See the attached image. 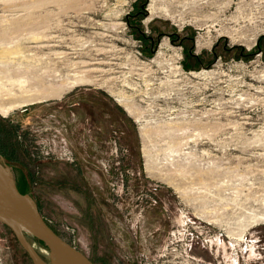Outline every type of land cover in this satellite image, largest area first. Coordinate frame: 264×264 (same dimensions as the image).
Here are the masks:
<instances>
[{
    "label": "rangeland",
    "instance_id": "1",
    "mask_svg": "<svg viewBox=\"0 0 264 264\" xmlns=\"http://www.w3.org/2000/svg\"><path fill=\"white\" fill-rule=\"evenodd\" d=\"M30 15L0 38V67L55 85L73 62L112 67L0 113V159L57 233L98 264H140L191 218L206 224L193 249L206 264H264V0H0V28ZM54 144L72 159L40 156ZM0 264H34L1 220Z\"/></svg>",
    "mask_w": 264,
    "mask_h": 264
},
{
    "label": "bare ground",
    "instance_id": "2",
    "mask_svg": "<svg viewBox=\"0 0 264 264\" xmlns=\"http://www.w3.org/2000/svg\"><path fill=\"white\" fill-rule=\"evenodd\" d=\"M151 8L148 9L150 12L155 13L157 11L155 7ZM10 19L11 18L8 20L2 19V22L5 21V25L0 28L1 39H5L11 32H17L23 28L26 29L27 26L32 23L31 15L26 18ZM198 44L201 45L200 43ZM44 45L45 44L40 45L37 43L31 47L39 48ZM164 45H166V42L162 43V46ZM10 51L11 50L8 46H5L4 48L0 47V58H4ZM34 51L38 50L35 49ZM90 59H92V57H90ZM73 63H78L80 68L74 72L72 79L56 85L51 83L45 84V75L29 71L26 68L21 70L18 68L0 67V113L7 116L12 111L25 104L44 99L59 98L71 87L83 84H97L102 81V78L107 80V78L103 75H105L104 73H109L112 70V67H103V64L105 63L104 61L95 60L93 62L90 60H81ZM106 80H103L102 83L106 84ZM109 90L115 95L119 103L126 109V111L138 120L136 108L134 107V103L130 96L126 95L122 91L116 92L110 87ZM147 172L149 175L160 180L167 179L165 175L159 173L155 170V167L151 165H147ZM244 232L245 230L238 235H235V232H232L230 235L236 236V240L241 241L244 239ZM248 245L249 244H247V247ZM232 262L233 264H239L238 258L232 257Z\"/></svg>",
    "mask_w": 264,
    "mask_h": 264
},
{
    "label": "water",
    "instance_id": "3",
    "mask_svg": "<svg viewBox=\"0 0 264 264\" xmlns=\"http://www.w3.org/2000/svg\"><path fill=\"white\" fill-rule=\"evenodd\" d=\"M0 220L13 231L34 264H98L57 233L43 217L34 198L19 189L10 167L2 159ZM30 237L45 244L48 259L42 258L36 251Z\"/></svg>",
    "mask_w": 264,
    "mask_h": 264
},
{
    "label": "built area",
    "instance_id": "4",
    "mask_svg": "<svg viewBox=\"0 0 264 264\" xmlns=\"http://www.w3.org/2000/svg\"><path fill=\"white\" fill-rule=\"evenodd\" d=\"M41 155L45 158L66 156L68 160L72 159L71 153L67 150L66 145L61 146L59 149L56 144L53 147L44 146L41 149ZM185 224V228L179 231V235L173 233L175 234L174 239H172L169 247L165 251L151 259L147 256L144 257L140 264H206L204 260L198 258L193 252L197 243L200 241L204 243L208 240L206 236H202L206 224L191 218ZM181 234H185L186 236L182 238Z\"/></svg>",
    "mask_w": 264,
    "mask_h": 264
},
{
    "label": "trees",
    "instance_id": "5",
    "mask_svg": "<svg viewBox=\"0 0 264 264\" xmlns=\"http://www.w3.org/2000/svg\"><path fill=\"white\" fill-rule=\"evenodd\" d=\"M3 154L1 153V156H2ZM20 189V188H19ZM21 190V189H20ZM22 191V190H21ZM23 192V191H22ZM39 241V240H38ZM41 242V241H40ZM43 243V242H42ZM44 244V243H43ZM45 245V244H44Z\"/></svg>",
    "mask_w": 264,
    "mask_h": 264
},
{
    "label": "flooded vegetation",
    "instance_id": "6",
    "mask_svg": "<svg viewBox=\"0 0 264 264\" xmlns=\"http://www.w3.org/2000/svg\"><path fill=\"white\" fill-rule=\"evenodd\" d=\"M150 12V11H149ZM18 185V184H17ZM92 260V259H91ZM94 261V260H93ZM94 262H96V261H94Z\"/></svg>",
    "mask_w": 264,
    "mask_h": 264
}]
</instances>
